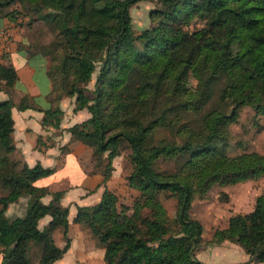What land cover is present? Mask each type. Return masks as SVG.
<instances>
[{
    "label": "trees",
    "instance_id": "obj_1",
    "mask_svg": "<svg viewBox=\"0 0 264 264\" xmlns=\"http://www.w3.org/2000/svg\"><path fill=\"white\" fill-rule=\"evenodd\" d=\"M136 1L0 0V17L16 20L21 9L9 7L20 3L54 24V47L41 51L49 54L47 74L55 98L61 86L74 97V111L86 108L90 113L67 130L95 153H106L104 183L123 140L133 165L126 178L144 195L141 208L158 191L176 196L174 233L142 216L140 209L116 212L115 195L107 186L98 202L78 206L73 220L87 226L103 245L105 263L210 264L195 253L203 225L189 215L194 190L204 193L215 182L264 174V154L226 152L228 125L240 107L251 105L264 115V0H159L149 11L153 24L134 33L129 7ZM225 14L238 18L243 29ZM195 18L203 24L191 35L187 26ZM95 71L90 89L87 83ZM190 73L197 80L193 98L188 96ZM221 75L226 82L220 99L229 102L230 111L218 104L200 116ZM0 79L6 86L17 80L12 64H0ZM12 105L11 98L0 100V264H32L33 246L39 250L35 264H50L70 245L68 207L60 203L62 191L49 192L34 183L53 167L39 162L28 166L12 157ZM62 112L59 106L46 109L42 122L58 125ZM160 158L174 159L176 171L160 170ZM47 193L52 196L44 202ZM23 195L28 197L24 212L7 215L8 205ZM45 215L50 218L40 227ZM57 228L64 237L62 246L54 242ZM215 237L239 244L249 255L231 264L264 263V194L250 211L231 215Z\"/></svg>",
    "mask_w": 264,
    "mask_h": 264
},
{
    "label": "rangeland",
    "instance_id": "obj_2",
    "mask_svg": "<svg viewBox=\"0 0 264 264\" xmlns=\"http://www.w3.org/2000/svg\"><path fill=\"white\" fill-rule=\"evenodd\" d=\"M159 5V0H138L130 5L129 12L132 17L134 33H139L144 27L153 24L149 11ZM14 7L21 9L22 14L19 13L14 22L24 35L26 43L30 46L26 50H28L27 52L30 55V62L36 66L34 77H36V82L38 84L40 82L42 85L48 79V76L46 73L42 74L41 55L43 56V50L47 51L51 46L54 47L57 29L51 22H46L38 18L36 13L28 11L30 8L20 3L12 5L9 8ZM224 16L233 21L240 30L243 29L238 18L229 14H225ZM202 24L203 22L200 19L195 18L187 26V29L191 35H195ZM38 49L40 52H38ZM36 53H40L41 55L36 57ZM56 53L61 54L62 51L59 50ZM46 57L49 65L51 63L49 54ZM96 73L95 71L92 74L90 81L87 83L90 89L93 88ZM225 82V75H221L213 86L211 99L199 112L200 116L205 115L212 107H218V104L222 105L220 108L223 110L230 111L229 102L225 103V101L220 99ZM64 83L66 88L65 80ZM187 87L189 98H193L197 91V80L191 73L187 79ZM65 91L66 89L60 86L59 89L55 90V94L59 95L60 98L66 95ZM227 132L226 139L228 146L226 152L228 155L234 156L243 152L264 154V115L256 113L251 105H244L238 109L237 116L235 120L229 123ZM119 150L121 157L119 158L117 167L122 171V176L125 177L124 179L121 178L120 181L118 180V182L115 181L113 187L109 189L115 195V211L132 214L135 209H140L141 213L143 212V215L140 213L142 216L149 215L153 219V222H157L158 225H167L170 228V233L176 232L178 229L174 222L177 210L176 196L168 190L158 191L155 198L150 199L151 201L148 204L146 203L142 209L144 195L135 188L137 191L132 190L133 188L128 184L126 178L128 172L133 167L129 157L131 151L123 140L119 144ZM157 166L162 171H176V162L172 158H160ZM260 194H264V174L256 178L244 179L234 183L215 182L204 193L196 187L193 192L189 215L199 220L203 225L202 240L195 251L196 256L201 261L210 264H231L247 259V254L239 244L226 239L218 242L215 237V231L226 227L231 215L250 211L254 206L256 197ZM27 198V195H23L17 201L12 202L13 204L10 203L7 208L8 215H21L24 212ZM40 224L42 225V223ZM80 225L83 226L82 224ZM61 235V229L54 231V241L61 237ZM223 243H226L230 247H226V245L218 246V244ZM31 253L32 264H35L39 255L38 247L33 246ZM251 264H257V262Z\"/></svg>",
    "mask_w": 264,
    "mask_h": 264
},
{
    "label": "crops",
    "instance_id": "obj_3",
    "mask_svg": "<svg viewBox=\"0 0 264 264\" xmlns=\"http://www.w3.org/2000/svg\"><path fill=\"white\" fill-rule=\"evenodd\" d=\"M2 32L6 34L1 35ZM27 47L30 46L15 22L7 17H0V64H12L17 73V80L11 86H6L4 80L0 79V100L11 98L13 102L11 114L14 129L11 137L15 150L12 157L28 166L39 162L43 166L53 167L51 174L37 178L34 183L46 187L49 192L62 191L60 203L68 207L70 245L59 259L50 264H106L103 245L87 226H81L73 218L78 206L98 202L105 186L110 189L115 181L124 179L125 176H122V171L117 167L121 154L112 159L111 173L104 183L106 153H95L93 147L74 139L67 130L72 124L87 118L90 113L86 108L74 111L73 96L55 98L53 83L47 74L48 59L40 53H36V57L41 55L42 74L46 73L48 79L42 84L44 87L36 82V66L29 60ZM21 102L25 103L22 108L19 107ZM55 106L63 111L59 115V124L43 123L45 110ZM132 190L137 191L134 188ZM51 196V193H47L42 200L48 202ZM6 214H9L8 210ZM49 218V215L42 217L39 226L45 225ZM58 229L61 228L56 230ZM58 239L54 242L62 246L63 234ZM223 245L230 247L226 243L218 244L219 247ZM248 257L247 254V259ZM254 262L256 261L249 264Z\"/></svg>",
    "mask_w": 264,
    "mask_h": 264
},
{
    "label": "built area",
    "instance_id": "obj_4",
    "mask_svg": "<svg viewBox=\"0 0 264 264\" xmlns=\"http://www.w3.org/2000/svg\"><path fill=\"white\" fill-rule=\"evenodd\" d=\"M6 34V32H2V34L1 35H5Z\"/></svg>",
    "mask_w": 264,
    "mask_h": 264
}]
</instances>
